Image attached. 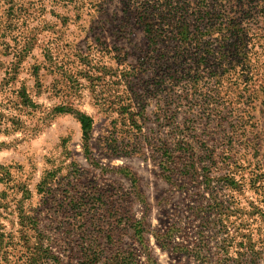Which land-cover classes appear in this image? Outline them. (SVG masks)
I'll use <instances>...</instances> for the list:
<instances>
[{
	"label": "rangeland",
	"instance_id": "1",
	"mask_svg": "<svg viewBox=\"0 0 264 264\" xmlns=\"http://www.w3.org/2000/svg\"><path fill=\"white\" fill-rule=\"evenodd\" d=\"M228 12L238 21L236 32L218 29ZM173 16L189 23L203 48L195 49L193 40L170 41L158 46L160 56L150 52L144 22L171 35ZM0 43V104L18 121L0 129V264H52L34 252V227L62 257L79 226L71 198L86 189L106 196L128 192L126 174L137 180L139 193L129 192L124 205L146 226L145 248L122 237L132 244L135 264H197L163 249L153 236L178 218L189 222L184 230L193 240L201 225L212 259L224 256L215 246L222 238L232 237L230 257L242 235L264 238V0H0ZM15 45L28 50L20 55L16 81L5 85ZM207 47L214 55L196 65ZM21 83L34 108L6 104L7 98L16 101L13 90ZM173 91L186 97L175 102V121L193 119L191 130L205 152H213L196 167L199 187L188 184L185 191L165 182L159 156L145 142L150 129L172 140ZM59 106L91 118L87 139L74 113L53 111ZM137 112L143 133L133 136ZM198 204L194 217L186 206ZM221 226L224 233L217 232Z\"/></svg>",
	"mask_w": 264,
	"mask_h": 264
},
{
	"label": "trees",
	"instance_id": "2",
	"mask_svg": "<svg viewBox=\"0 0 264 264\" xmlns=\"http://www.w3.org/2000/svg\"><path fill=\"white\" fill-rule=\"evenodd\" d=\"M229 11L235 13L234 7L232 6L229 8ZM216 17L219 16L217 15ZM16 19L18 18L15 16L12 17V21ZM168 22L174 25L172 32L170 31L171 35H167L166 30L156 28L157 26L155 27V24H149L147 21L144 22V32L150 43L149 49L151 53L160 56V54L158 55V46L164 42L169 43L170 41H178L180 44H183L193 40L195 49L200 50L203 48V44L196 43L197 40L193 38L190 25L184 19H178L173 16L168 18ZM218 24L219 31L220 29L227 30L231 33L239 30L238 21L231 16V14L225 23L224 21H219ZM198 26L199 24L193 27V29L199 34ZM225 26H227V28H225ZM27 50L25 45L20 48H17V45L13 47L14 64L5 71V74L8 76L5 85H12L16 81L15 77L20 66L18 65L20 55L22 52L26 53ZM212 53L213 50L207 47V50L203 51V55H196L194 59L195 64H208V57L214 55ZM216 54L219 62L224 60V49L217 51ZM152 57L153 59L156 58L154 54H152ZM156 59L157 65H162V62L158 58ZM140 62L143 63V60ZM36 69L38 70V67ZM39 76L40 75H38L36 71L34 78L36 79L37 85H41ZM192 82L194 84L198 83L197 76L193 78ZM174 92L175 91L170 93V98L171 100L173 99V104H175L173 105L175 110L170 117L172 119L170 136L172 140L166 142L156 136V131L150 129L149 131L152 135H150V137H145V142L152 148L153 153L158 154V166L165 182L173 189L185 191L188 184H195L193 186L199 187L200 183L198 181L199 184L193 182L196 180L194 179L196 167H199L200 162H203L205 159L209 160L212 158L213 152L209 150L205 152L206 147L204 141H198L193 130H191V125L194 123L193 119L175 121L177 116V104L175 102L184 101L186 97L182 99L179 94ZM227 92L228 90H226V93ZM13 94L16 101L7 98L6 104L8 103L13 106L21 104L24 107H35V103L30 99L23 83L13 90ZM186 104L189 105L187 100ZM8 107L9 106L6 105V108H2L0 104V129L3 128L4 131L11 129V126L18 123L15 118L8 117V115L4 113ZM53 111L58 113H74L80 123L83 138H88V132L92 123L89 116L72 111L70 108L64 106L55 107ZM133 116L137 118L132 120V127L130 129L133 133L131 135H142L143 127L139 121L142 118V113H133ZM128 132L129 131H126L125 134ZM151 140H154V142L151 143ZM84 153H89V145L87 143L84 145ZM204 176L205 179H207V174ZM48 177L49 175L39 183V192L44 190V185L48 182ZM126 177L130 181V190H128V192L120 194L114 191L112 194L106 196L98 193L96 190L92 191L86 189V191L81 193L78 197L71 198L69 201L70 205H77L74 216L79 226L75 228L74 232L71 231L70 235L75 234L77 239H75L73 244L71 241L67 244L66 248L62 249V257L58 256L51 249L50 241L48 238L44 237L42 230L34 227L36 244L38 245L35 247L34 252L39 260L48 263L51 262L52 264H135L136 255L132 244L122 242V237L125 236L132 239L134 242L140 244L142 248H145L143 234L146 226L143 221L134 219L130 209L126 208L124 205V200L126 196L130 194L129 192L136 195L139 193V189L136 186L137 180H135L133 176L128 177L127 174ZM186 208L191 210L194 217H197L202 206L200 204L197 206L187 205ZM20 217L21 220L30 224V228L35 226L36 222L32 217L26 215ZM222 218L225 219V215H223ZM214 222L215 220H213V223ZM188 223V221L185 222L181 218L172 220L167 226L164 225L165 227L161 230H153V236L158 245L163 249H168L174 253L193 258L197 264H264V238L251 239L242 235V240L237 243L238 248L235 257L227 255V250L231 246L232 237L228 236L222 238L220 244L215 246L218 249V254L223 253L224 256L212 259L207 255L208 243L203 237L201 225L198 226L195 239L193 240L184 230ZM217 232L224 233L223 226H221V230L218 229ZM176 237H179L181 241H176ZM104 239H106V243L103 242ZM63 257L67 259L66 263H64Z\"/></svg>",
	"mask_w": 264,
	"mask_h": 264
}]
</instances>
